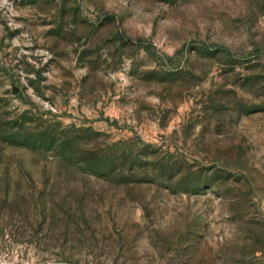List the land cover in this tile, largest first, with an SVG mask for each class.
<instances>
[{
    "label": "rangeland",
    "instance_id": "obj_1",
    "mask_svg": "<svg viewBox=\"0 0 264 264\" xmlns=\"http://www.w3.org/2000/svg\"><path fill=\"white\" fill-rule=\"evenodd\" d=\"M0 264H264V0H0Z\"/></svg>",
    "mask_w": 264,
    "mask_h": 264
}]
</instances>
